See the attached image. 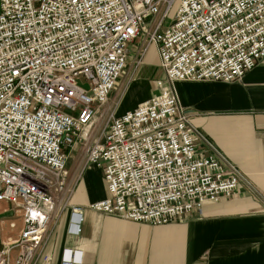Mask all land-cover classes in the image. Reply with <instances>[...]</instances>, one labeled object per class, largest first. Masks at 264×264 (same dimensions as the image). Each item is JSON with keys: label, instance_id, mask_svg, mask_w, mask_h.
<instances>
[{"label": "built area", "instance_id": "built-area-1", "mask_svg": "<svg viewBox=\"0 0 264 264\" xmlns=\"http://www.w3.org/2000/svg\"><path fill=\"white\" fill-rule=\"evenodd\" d=\"M141 34L165 80L85 143L107 190L88 207L164 225L248 184L192 124L174 83L236 82L252 70L264 58V0H0V202L22 219L0 264H53L43 247L59 204L70 210L67 231L79 233L83 208L64 197L65 149L86 140ZM81 255L64 248L59 264H82Z\"/></svg>", "mask_w": 264, "mask_h": 264}, {"label": "crops", "instance_id": "crops-1", "mask_svg": "<svg viewBox=\"0 0 264 264\" xmlns=\"http://www.w3.org/2000/svg\"><path fill=\"white\" fill-rule=\"evenodd\" d=\"M128 57L139 65L123 74L124 68L116 85L129 81L131 91L121 103L109 95L108 116L135 108L159 92L158 80H165L156 48L144 34L128 44L126 61ZM174 87L192 124L249 185L242 183L233 197L205 203L200 211L164 225L97 212L88 206L107 195L102 170L87 163L76 142L66 151L64 197L69 205L83 208L81 223L77 235L68 232L70 210L57 206L60 216L43 247L53 264H59L64 248L75 247L82 250V264H264V58L240 81H176ZM127 99L132 102L123 105ZM101 132L98 127L96 134ZM11 207L0 202V214ZM11 219L19 225L14 234H7ZM21 228V217L0 215V246L14 242Z\"/></svg>", "mask_w": 264, "mask_h": 264}, {"label": "rangeland", "instance_id": "rangeland-1", "mask_svg": "<svg viewBox=\"0 0 264 264\" xmlns=\"http://www.w3.org/2000/svg\"><path fill=\"white\" fill-rule=\"evenodd\" d=\"M175 10H176V5L174 6V8L172 9V11H171V13H170V15H169V17L170 18H168L166 21H165V25H167V24H169L170 22H171V19H172V17H173V15H174V12H175ZM139 65V63L137 62V61H133V60H130L129 59V57H128V60L126 61V64H125V69H124V72H123V74L127 71V70H130L131 69V71H134L136 68H137V66ZM122 74V75H123ZM79 84H82V81H79ZM82 86L83 87H85V84H82ZM116 86V87H115ZM114 86V88H113V90L111 91V93H110V97H114V96H116V102H118V101H120L119 103H121V102H123V100L125 99V98H127L128 96H129V92L131 91V88H130V86H131V84H130V82L128 81L126 84H124V85H122L121 87L120 86H118V84L117 85H115ZM118 88H120V90L118 89ZM154 95V94H153ZM110 99V98H109ZM116 102H115V104H116ZM130 102H132V101H129L128 99L124 102V104L123 105H126V106H128L129 104H130ZM117 106H118V104H117ZM107 107V103L106 104H104V105H102V106H99L98 107V111H97V114L95 115V117H94V119H93V121H92V124L87 128V130H86V133H87V136L85 137L86 138V140L85 139H81L80 138V140H77L76 142V144L77 145H79V148H80V150H81V152L83 153V154H85V151H84V145H85V143H89V142H91L93 139H95L96 137H98V135L96 134V132H97V130H98V127H100V130H104L105 129V126H106V123H107V121H108V119H109V117L110 116H108L109 115V113H107L106 112V110L107 109H105ZM96 118V119H95ZM94 120H96V126H95V124H93V122H94ZM99 122V123H98ZM104 127V128H103ZM203 134V133H202ZM204 135V134H203ZM71 148L69 147V148H66L65 149V151H69ZM80 150H79V152H80ZM80 152V153H81ZM68 154V153H67ZM86 157V156H85ZM243 183H245V182H243ZM242 184V183H241ZM247 184V183H246ZM247 185H249V183L247 184ZM0 215H2V216H6V215H11V217L12 218H18V217H20V213H18L16 210H15V208L14 207H11V208H9L8 210H7V212H5V213H3V214H0ZM16 223V219H11L10 221H9V225H8V223L6 224L7 226H6V232H7V234H14L15 233V231H16V229H17V227H18V222H17V224H15Z\"/></svg>", "mask_w": 264, "mask_h": 264}]
</instances>
